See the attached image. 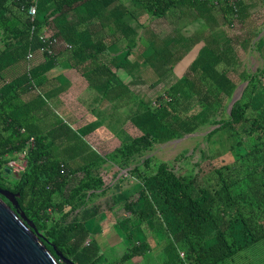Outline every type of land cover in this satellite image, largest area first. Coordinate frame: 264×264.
<instances>
[{"label":"trees","instance_id":"1","mask_svg":"<svg viewBox=\"0 0 264 264\" xmlns=\"http://www.w3.org/2000/svg\"><path fill=\"white\" fill-rule=\"evenodd\" d=\"M109 1L125 8L121 17L128 14L125 3L132 2L141 10L139 15L157 18H164L172 10L186 6L203 16L218 8L223 23L230 27L240 25L242 19V3L238 17H235L226 0H0V65L5 56L16 62L25 59L29 52H39L38 35L46 27L47 33L58 39V44L60 40L66 43H62L64 52L79 59L75 63L78 71H94L100 66L110 71L99 58L98 43L83 40L80 32L78 37H72L74 27L66 20L67 14L78 13L79 9H83L89 18L99 19ZM31 5L37 7L32 33L27 12ZM255 37L257 32H252L245 41L239 38L238 41L247 43L248 38ZM193 45L194 40L189 39L183 48ZM56 47L54 54L48 57H55ZM211 53L217 58L216 62L210 59ZM220 62H228H224L221 53L200 52L178 83L165 88L170 101H165L164 95L159 94L155 102L161 105L152 112V118L144 120L138 135L120 149L123 166H128L131 161L136 163L132 173L142 186L136 197L123 198L124 212L116 217L118 226L129 230L140 228L145 232L157 229L163 233L167 249L173 250H168V261L164 264H264V69L241 76L231 69H216ZM233 77L247 82L242 95L206 136L208 139L216 132L224 131L234 153L231 160L211 166V177L206 180L200 169L192 177H183L167 162L145 157L155 143L169 140L182 127L192 130L188 126L191 123L185 120L193 121L199 113L186 116L185 122L177 116L186 88H191L193 96L185 99L197 96L201 108L206 109L213 107L215 102L219 105L222 96L231 99L237 87ZM203 79L216 87L214 94L202 83ZM19 80V83H7L0 76V187L18 193L20 210L33 221L53 254L51 244L74 264H77L76 260L87 259V264H97L102 256L94 257L92 250H86L89 255L80 251L87 247L84 243L88 232L75 219L70 221V217L86 207L97 190L105 193L108 189L103 187L98 174L82 171L79 178L53 153L52 142L35 136V147L27 154L25 170L10 185L3 180L7 157L20 151L32 136L28 133L32 119L25 113L15 116L14 112L20 107L16 99L33 90L34 86L27 75ZM203 92L213 99L212 104L200 98ZM169 118L175 126L169 125ZM125 212L131 214L134 222ZM74 232L76 236L70 241ZM148 246L145 239L134 243L114 264L144 256Z\"/></svg>","mask_w":264,"mask_h":264},{"label":"crops","instance_id":"2","mask_svg":"<svg viewBox=\"0 0 264 264\" xmlns=\"http://www.w3.org/2000/svg\"><path fill=\"white\" fill-rule=\"evenodd\" d=\"M240 3L243 5L240 8L242 19L237 26L242 28L243 34L239 39L245 41L250 33L257 30L251 14L264 13V0H240ZM125 7L128 14L122 17L125 8L115 1L106 3L99 19L89 18L83 9L66 15V20L74 27L71 36L75 37L80 32L83 40L98 43L99 58L110 71L102 66L94 71H78L75 63L79 59L70 57L68 51L64 52L62 40L56 47L55 57L36 52L31 60L25 56V59L15 62L5 56L0 65V76L7 83H19V79L27 75L34 86L33 90L16 99L20 107L14 112L15 116L25 113L32 119L28 133L52 142L53 153L79 178L82 171H90L92 175L98 174L103 187L108 188L105 193L97 190L87 206L70 217V221L75 219L87 230L86 244L93 247L91 253L94 257L102 256L97 264H114L125 254L105 258L96 242V236L101 232H91L90 228L93 221L99 224L102 214L114 212V208L122 205L123 198L137 196L139 181L132 173L136 163L131 161L128 166H123L120 149L139 133L136 123V108L141 101L139 81L147 86L152 84L147 71H176L183 59L180 53L186 50L183 47L189 39L194 40V45L187 48L188 53L194 50L197 54L188 63L186 61V71L191 69L202 51L221 53L224 62L228 61L225 64L220 62L216 69H233L229 59L230 45L227 44L230 42L233 47V37L228 35V26L223 23L218 8H213L210 14L204 12L203 16L195 9L181 6L166 17L157 18L149 14L139 15L141 10L132 2H126ZM45 28L43 32L47 33ZM216 28L221 30L225 43L213 35ZM211 57L217 61L215 55ZM102 173H108L110 177L107 179ZM114 215L117 217L115 212ZM126 216L131 217V214L126 213ZM104 227L106 230L110 226ZM131 232L134 233L133 230ZM137 234L142 235L149 246L146 254L134 257L131 264L144 263L146 259L149 262L154 258L157 264L168 261L169 249L163 233L148 229L146 232L137 231Z\"/></svg>","mask_w":264,"mask_h":264},{"label":"rangeland","instance_id":"3","mask_svg":"<svg viewBox=\"0 0 264 264\" xmlns=\"http://www.w3.org/2000/svg\"><path fill=\"white\" fill-rule=\"evenodd\" d=\"M251 16L253 17L252 22L257 27V37L249 40L246 45L237 41V37L239 38L240 34L243 35L241 27L236 25L231 28L228 26L227 28L228 35L232 34L233 37V47L230 42H227V44L229 43L230 45L229 59H231V66L233 67L231 71H235L237 75L241 76L255 74L256 72L264 69V13L253 12ZM189 31L190 30H187V32ZM214 31L213 35L220 38L221 43L224 42V36L220 32L221 30H217L216 28ZM259 36H261V38H259ZM180 54L183 59L179 62L181 65L178 66V71L177 69L176 71H147L148 79H152V84L147 86L145 83L139 81L138 95L139 99L141 98V101L138 103L136 108L137 128H139L140 124L144 120H148L151 117L152 112L159 105H161L155 102V99H157L159 94L164 95L165 101H170L168 95L165 94V88L178 83L179 79L188 72L186 71L188 69V65L185 67L186 61L188 63V61L191 60L190 58L197 53L194 54V50L188 53V49L186 48V50ZM233 79L236 81L237 87L234 89L231 99H228L226 96H222L219 105L215 102V106L213 105V107L210 106V108L206 109L201 108V104L200 101H198L197 96L190 100L185 99L186 97L193 96L191 88H186L185 97L183 96L180 99L181 107L178 109L177 116L179 119H183L184 121L186 116L199 113L195 116L193 121L185 120L191 123L190 125L188 124V126L191 127L192 130L190 131L186 126L182 127L175 135L171 136L169 140L155 143L153 148L147 151L145 155L153 157L156 162H167L176 174L183 177H192L196 175L197 170L200 169L202 171L203 178L208 180L211 177V166H218L224 161L231 160L234 154L231 150V143L224 131H218L208 139L206 137L210 131L217 127L216 122L221 118H225L226 112H228L229 108L228 104L230 105L232 99L234 97L240 98L242 95H240V93L243 92L247 82L238 80L234 77ZM202 83L212 94L216 92V87L206 79H203ZM200 98L208 103H213V99L204 92L200 95ZM133 119L134 116H132L131 121H133ZM168 120L167 122L169 125L175 126L170 118ZM133 126L134 123H132V127ZM204 155L207 157L204 158ZM8 169L9 168H6L5 173L2 174L6 185L13 183L19 175L8 174ZM107 174L108 173H102L103 176H107ZM109 177L110 175L107 176V179ZM141 186L142 184L138 182V186L136 187L137 194ZM92 200H94V198ZM114 212L118 215V217H120L119 213L124 212L122 205L120 204L118 207L114 208ZM114 212L112 210L111 212H105L102 214V219L98 222L99 224H96L95 221H93L90 228L91 232L93 230L97 233L101 232L96 236V242L99 247L97 248L104 254V257L108 259L110 256L117 257L119 254L128 252L134 243H137V239L140 241L144 240L142 235L137 234V231H141L140 228H135L133 233L129 231L127 227L118 226V221L116 220ZM130 219L131 222H134L131 217ZM104 226L110 227L105 230L104 228L106 227ZM130 232L132 234L129 237L128 235ZM158 232L159 231L156 229V233ZM119 233L123 235L125 234L126 236H119ZM72 234L73 233H71L69 237L70 241L75 238L74 236H76V232H74L73 236ZM155 236L157 237V235ZM93 237L95 236H92V238ZM156 237L154 238L156 239ZM165 243L167 244V242ZM84 245L87 247L83 250L81 249V252H87L86 250L91 251L93 248L89 247L90 244H86V241ZM169 251H173L171 247L169 248ZM155 255L156 254L153 253L154 257H156ZM88 257L90 258V256ZM155 259L156 258L149 262H147L146 259L144 263L139 262L138 264H157L155 263ZM88 261L89 259L84 260L83 262L76 260V263L87 264ZM132 261L133 260L125 261L123 264H131Z\"/></svg>","mask_w":264,"mask_h":264},{"label":"water","instance_id":"4","mask_svg":"<svg viewBox=\"0 0 264 264\" xmlns=\"http://www.w3.org/2000/svg\"><path fill=\"white\" fill-rule=\"evenodd\" d=\"M237 99H232L228 112ZM17 197L18 193L0 187V264H74L50 242L54 254L47 249L43 235L20 210Z\"/></svg>","mask_w":264,"mask_h":264},{"label":"built area","instance_id":"5","mask_svg":"<svg viewBox=\"0 0 264 264\" xmlns=\"http://www.w3.org/2000/svg\"><path fill=\"white\" fill-rule=\"evenodd\" d=\"M227 5L230 7L233 15L238 17L239 15V4L240 0H226ZM28 16L30 19L31 33L35 29L34 22L37 16V7L36 5H31L28 10ZM39 41L41 42L39 52L43 55L52 56L55 52V47L58 44V39L50 35L46 32H41L39 35ZM70 46V45H68ZM33 58V53L29 52L26 55L27 60H31ZM35 147V137L30 136L29 139L25 142L24 147L20 151L13 152L10 154L7 159V168L11 170L10 175L12 174H20L23 172L27 166V154L30 150Z\"/></svg>","mask_w":264,"mask_h":264}]
</instances>
